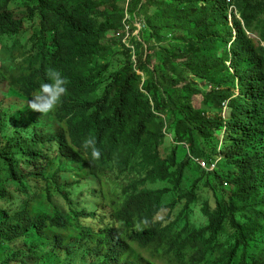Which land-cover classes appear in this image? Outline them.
<instances>
[{
  "label": "trees",
  "instance_id": "trees-1",
  "mask_svg": "<svg viewBox=\"0 0 264 264\" xmlns=\"http://www.w3.org/2000/svg\"><path fill=\"white\" fill-rule=\"evenodd\" d=\"M127 13L142 88L117 38ZM5 37L21 72L0 73V264H264V0H0ZM48 68L77 107L27 106ZM164 127L189 149L163 155ZM123 159L140 196L95 180Z\"/></svg>",
  "mask_w": 264,
  "mask_h": 264
},
{
  "label": "clouds",
  "instance_id": "clouds-1",
  "mask_svg": "<svg viewBox=\"0 0 264 264\" xmlns=\"http://www.w3.org/2000/svg\"><path fill=\"white\" fill-rule=\"evenodd\" d=\"M130 15L127 13V16L124 20L125 28L120 33L117 34V38H120V35L124 34L122 38V43L125 48L131 51L132 61L134 63V69L138 75L142 77V82L140 88H142L144 81L147 79V74L137 69V60L138 56L136 55V42L142 43L140 39V33L144 29V24L138 18H134L133 20ZM16 40L11 37H5L0 39V73H6L10 76L11 82L20 75L21 69L19 66L20 60H15V55L12 54L13 50H16ZM136 55L137 60L135 62L134 56ZM152 67V66H151ZM46 80L41 83L39 86V90L33 94V83L31 85H26L27 94H29L32 98L27 100V106L32 110L39 112L41 116H49L53 114L57 108L58 112L68 111L74 107H77L81 103L80 96L76 89L72 86H69L70 83L68 78L62 74L59 69L56 68H48L45 73ZM194 104V101H193ZM195 106V105H194ZM196 107V106H195ZM198 108V107H196ZM229 116L228 102L225 100L223 102V111L222 118L227 120ZM223 132H217V138L219 141L218 144V152L221 150L223 144ZM163 133L165 135L164 141L161 145V152L163 155L169 153L172 149V146H182L185 149H189L188 144L186 143H178L174 141L173 135L167 131V128L164 127ZM80 152H82L83 156L88 160V162L93 163L94 165L99 164V159L101 156L100 149L97 147V142L94 136H90L87 138L84 143L80 146ZM108 158V157H107ZM106 159V157H105ZM196 163L204 166L205 160L202 158L194 157L192 158ZM222 159V156L218 154L215 156L213 161L209 162L205 167L206 170L212 171L217 167L218 162ZM144 160V159H143ZM135 164L130 163L129 165L123 159L119 166H115L111 169L105 171L106 173H111V175H103L101 180H96L97 183L100 181L105 182L107 178L120 180L124 182L131 183L134 186L135 192L138 196H140V189L134 185L132 178V170ZM181 206L176 205L173 208L171 213H168V209L162 208L154 217H150L147 214V217L151 218L152 223H156L157 220H163L166 217L171 215L174 216L176 212L180 210ZM166 212V216L161 218L160 215L163 212ZM108 240L102 239L101 242H107ZM187 255H198L194 250L188 247L186 252Z\"/></svg>",
  "mask_w": 264,
  "mask_h": 264
},
{
  "label": "rangeland",
  "instance_id": "rangeland-1",
  "mask_svg": "<svg viewBox=\"0 0 264 264\" xmlns=\"http://www.w3.org/2000/svg\"><path fill=\"white\" fill-rule=\"evenodd\" d=\"M134 60H135V62H136V60H137L136 55L134 56ZM194 105H195L196 107H199V100H198L197 98L194 99ZM55 166H56V164H55ZM95 188H96V186L91 187V189H95ZM166 214H167V213L164 211V212L160 215V217L163 218V217L166 216Z\"/></svg>",
  "mask_w": 264,
  "mask_h": 264
}]
</instances>
